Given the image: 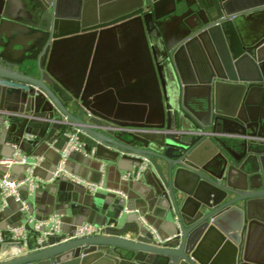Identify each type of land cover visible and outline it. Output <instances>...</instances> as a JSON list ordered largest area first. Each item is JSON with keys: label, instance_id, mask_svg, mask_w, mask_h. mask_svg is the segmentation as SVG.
<instances>
[{"label": "water", "instance_id": "95a60500", "mask_svg": "<svg viewBox=\"0 0 264 264\" xmlns=\"http://www.w3.org/2000/svg\"><path fill=\"white\" fill-rule=\"evenodd\" d=\"M69 3L0 0V159L75 134L66 170L124 180L93 195L54 166L45 209L104 233L5 243L0 264H264V0ZM118 30L140 44L149 106L95 89L92 50ZM79 41L82 64H64Z\"/></svg>", "mask_w": 264, "mask_h": 264}, {"label": "crops", "instance_id": "0c3cea01", "mask_svg": "<svg viewBox=\"0 0 264 264\" xmlns=\"http://www.w3.org/2000/svg\"><path fill=\"white\" fill-rule=\"evenodd\" d=\"M68 1H70L69 7L71 8L74 7L73 2L76 7L79 0ZM80 1L82 2L84 0ZM106 1L111 2L113 0ZM14 37L17 36L15 35ZM84 43L86 42L79 41L72 43V52H70V55H67V58L64 59V64L72 65L73 67H77L82 64V47L84 46ZM138 43V40L135 39L133 34L128 31L118 30L114 33H106L97 38L95 49L92 50L89 62L90 67L93 63L95 65L93 77L95 89L98 94L103 95L112 92L111 94L115 102L123 105H136V107L140 109L141 106H144L143 104L149 106L151 99L149 91L150 88H148L149 86L145 82V65L142 59L140 44ZM190 60L192 68H190L187 62H184L183 64L187 73L191 75V71L193 69L200 76L202 72L201 65H204L202 60L196 56H194V58H190ZM232 95H234L233 92L226 91L224 93V99L229 101ZM247 98L252 101L255 100L257 96L253 92L252 94L248 92ZM68 140V135L62 136L50 145V149H34V154H36V157L41 160L40 165L34 171V175L39 180L43 181L44 184L54 166H57L58 154L66 147ZM9 152L10 150L7 148L2 151L0 150V156L3 154H9ZM34 154L29 155V157H33ZM5 174H8L13 180H20L23 176H25L26 170L24 169V166L20 164L14 165L9 170L4 167H0V177ZM85 178L89 181H96L99 179V176L91 173L86 175ZM122 179L118 173L109 169L104 170L101 181L110 191L101 192L100 194L105 196L114 193L116 194V192L120 189ZM44 184L38 188L39 192L37 194L35 192L32 196L28 195L27 190L22 189L20 193V201L15 198H8L7 206L5 207L2 206L0 189V211L3 212L2 217H0V231H3L8 227L26 223L27 218L30 215H32L35 219H41L49 214H52L44 207L45 200L47 198V193L44 192ZM22 201H26L29 204L28 210L21 209ZM86 223L88 222L81 221L74 223L70 221H62V228L64 231L75 234L77 228ZM14 253L15 250L6 252L8 255H13ZM2 256L3 255L0 254V258Z\"/></svg>", "mask_w": 264, "mask_h": 264}, {"label": "built area", "instance_id": "2783aa9c", "mask_svg": "<svg viewBox=\"0 0 264 264\" xmlns=\"http://www.w3.org/2000/svg\"><path fill=\"white\" fill-rule=\"evenodd\" d=\"M68 138L69 140L66 147L60 152L61 159L58 162L55 171L52 173L51 180L65 177L69 181L81 185L93 195L110 191L104 186L102 181L100 183H92L66 170L65 163L67 157L72 152L81 151V144L78 143L75 134H69ZM14 148H16V146H14ZM40 162V158L29 157L18 150L11 159H0V167H4L8 170L17 164L28 166L24 179L13 180L8 174L0 177L1 201L3 207L7 206L8 198H15L20 201V193L23 188H26L28 195L32 196L38 188L44 184L43 181L39 180L34 175V171L40 165ZM125 178H128V176ZM28 208L29 204L26 201H22L21 209L28 210ZM61 232V215L52 214L46 219H35L30 215L27 218L26 223H22L17 227H8L7 229L0 231V246L5 243H20L24 251H28L30 246L39 249L44 242L48 241L51 237L60 235ZM103 233V227L86 223L77 228L75 236L90 237L101 235Z\"/></svg>", "mask_w": 264, "mask_h": 264}]
</instances>
